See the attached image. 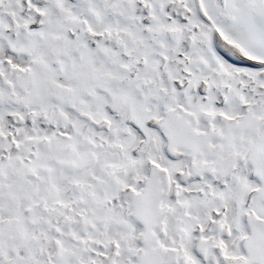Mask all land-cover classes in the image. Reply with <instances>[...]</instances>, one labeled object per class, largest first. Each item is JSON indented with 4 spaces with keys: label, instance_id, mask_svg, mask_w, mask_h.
<instances>
[{
    "label": "snow or ice",
    "instance_id": "1",
    "mask_svg": "<svg viewBox=\"0 0 264 264\" xmlns=\"http://www.w3.org/2000/svg\"><path fill=\"white\" fill-rule=\"evenodd\" d=\"M0 264H264V0H0Z\"/></svg>",
    "mask_w": 264,
    "mask_h": 264
}]
</instances>
